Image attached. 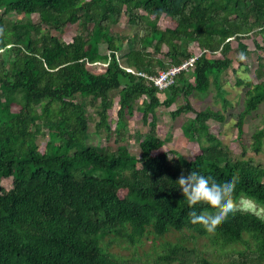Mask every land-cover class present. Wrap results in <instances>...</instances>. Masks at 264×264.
Segmentation results:
<instances>
[{
    "label": "trees",
    "instance_id": "trees-1",
    "mask_svg": "<svg viewBox=\"0 0 264 264\" xmlns=\"http://www.w3.org/2000/svg\"><path fill=\"white\" fill-rule=\"evenodd\" d=\"M121 20L136 32L116 33ZM73 25L78 32L66 42ZM257 36L262 45L255 47L264 52V0H0V264H264V218L233 208L245 198L264 209V165L247 156L264 144L262 57L256 83L235 82L245 88L239 136L245 117L263 107L250 145L234 155L208 125L224 122L229 107L219 77L233 63L248 71L243 40ZM192 56V67L167 89L148 79ZM212 85L222 110L195 109L191 95ZM179 98L172 118L194 114L181 127L198 145L190 157H169L168 137L156 133V110ZM89 106L96 107L94 133L113 137L116 149L88 144ZM136 110L149 127L137 133L139 155L122 144ZM191 169L238 177L231 210L214 224L189 219L193 208L221 207L184 198L176 181ZM171 232L181 236L166 241ZM150 235L161 242L145 261L109 250L136 248Z\"/></svg>",
    "mask_w": 264,
    "mask_h": 264
},
{
    "label": "rangeland",
    "instance_id": "rangeland-1",
    "mask_svg": "<svg viewBox=\"0 0 264 264\" xmlns=\"http://www.w3.org/2000/svg\"><path fill=\"white\" fill-rule=\"evenodd\" d=\"M33 21L37 20V15L32 16ZM165 21L162 20L159 22L161 28L165 27ZM114 30L116 33L123 35H131L136 32V27H129L123 20H121L117 25H115ZM78 25L69 26L67 34L64 35V40L70 42L71 38L77 34ZM258 42L262 45L261 37L257 36L254 38H248L243 40V43L247 45L250 55L246 57H240L242 64L248 68L246 72L243 66H238V63H233L232 66L223 72L219 77V85L224 90L225 98L229 101V107L226 111H222L224 115V122H215L209 121V130L212 134L218 137L224 146H226L234 155H239L242 151V146L250 145V137L260 128V115L263 112V107H260L257 111L253 112L251 115L246 116L242 124V135L239 136L236 123L238 122L239 114L243 110V97L245 88L243 86L238 87L235 82L236 78L246 80L256 83V69L258 68L259 58L264 59V52L262 50H257L255 43ZM232 47H236L235 41L231 43ZM105 47L100 46V52L104 53ZM231 58H235L236 55L234 52L229 54ZM101 70V68H99ZM264 73V70L262 71ZM217 88L212 85L208 92L204 94L193 93L190 97V101L195 109H205L210 108L214 111L222 110V103L217 98L216 95ZM110 97L113 102V106L110 112L109 120H112V128L115 126L116 121V111L118 109V96L116 91L111 92ZM138 103H141L139 100ZM182 103V98L177 99V101L171 105L169 108L159 107L156 110V123L157 136L161 139L168 137V140L165 144V150L168 152L169 157L175 156L174 152L181 154L184 157H190L195 155L198 152V145L194 142H189L185 139L182 133V125L188 119L194 116L193 113L189 112L187 114H181L176 118H172L171 112H173L177 105ZM15 110V109H14ZM95 106H89L87 111L92 115L91 122L89 124V133L90 137L88 139V144L99 147H106L111 150L116 149L117 145L115 144L113 137L109 140L106 139L105 134L97 135L94 133L95 121L97 117L95 116ZM142 114L139 111H134L132 116H128V124L125 130L126 137L124 144L128 150L135 155H139L138 141L136 140L137 133L146 134L149 131V127L144 125L142 122ZM47 137V136H46ZM42 142L40 146H43ZM247 156L252 157L257 163L264 165V144L262 150L259 154H254L252 151L247 150ZM2 185L8 189L11 185V178L4 179ZM234 209L248 210L256 213L257 215L264 218V209L258 208L257 204L249 199L241 198L233 206ZM181 236L179 233L171 232L169 233L165 240L174 241ZM161 241L154 240L150 235L149 238L143 240L141 244H138L136 248L131 247L130 245L122 244L120 246L113 245L109 250L121 257L122 259L129 260L134 257V252L137 253V256L141 258L142 261H145L146 254L154 257L153 246L158 247ZM199 245L202 247V244H205L208 247V241L206 238H200L198 240ZM203 248V247H202ZM155 251H158V248H155ZM160 254V253H159Z\"/></svg>",
    "mask_w": 264,
    "mask_h": 264
},
{
    "label": "clouds",
    "instance_id": "clouds-1",
    "mask_svg": "<svg viewBox=\"0 0 264 264\" xmlns=\"http://www.w3.org/2000/svg\"><path fill=\"white\" fill-rule=\"evenodd\" d=\"M243 51L241 55H243ZM238 177L235 175L223 178L214 173L201 174L197 170L182 171L176 183L180 185L184 198L190 205H196L202 198L211 200L221 205L220 208L203 210L193 208L189 212V219L195 223L198 219L204 218L214 224L223 215L231 210L233 205V193L236 188Z\"/></svg>",
    "mask_w": 264,
    "mask_h": 264
},
{
    "label": "built area",
    "instance_id": "built-area-1",
    "mask_svg": "<svg viewBox=\"0 0 264 264\" xmlns=\"http://www.w3.org/2000/svg\"><path fill=\"white\" fill-rule=\"evenodd\" d=\"M197 56H192L189 59L183 61V63L179 66L171 67L167 70L160 71L157 75L148 77V79L153 83L154 87L159 90L167 89L175 83L177 76L183 72L188 71ZM140 76H144L143 74H139Z\"/></svg>",
    "mask_w": 264,
    "mask_h": 264
}]
</instances>
